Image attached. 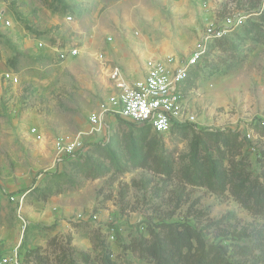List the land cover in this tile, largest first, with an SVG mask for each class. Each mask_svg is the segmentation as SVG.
<instances>
[{
  "label": "rangeland",
  "instance_id": "1",
  "mask_svg": "<svg viewBox=\"0 0 264 264\" xmlns=\"http://www.w3.org/2000/svg\"><path fill=\"white\" fill-rule=\"evenodd\" d=\"M263 7L0 0L11 21L0 24V257L264 264V218L241 203L264 187ZM221 34L229 38L219 47ZM208 47L182 85L183 121L170 133L114 115L110 67L132 82L151 65L174 70ZM103 111L107 135H87ZM179 233L191 240L179 260L152 254Z\"/></svg>",
  "mask_w": 264,
  "mask_h": 264
},
{
  "label": "built area",
  "instance_id": "2",
  "mask_svg": "<svg viewBox=\"0 0 264 264\" xmlns=\"http://www.w3.org/2000/svg\"><path fill=\"white\" fill-rule=\"evenodd\" d=\"M0 24L11 26V21L3 9H0ZM221 36L223 35L215 38ZM205 52L206 50L196 54L187 61L186 65L174 70L167 71L162 66L151 65L144 77L132 82L126 79L120 67H110L109 78L115 89L112 98L114 115L139 127L150 126L152 131L159 135L170 133L175 124L178 125L183 121L179 102L182 85L192 67ZM62 53V57L67 54ZM77 53L76 49L69 51L70 56ZM6 77L12 82H18V77L14 74L8 73ZM106 113L107 111H103L91 117L90 131L87 135L94 133L107 135L109 127ZM77 145L81 143L75 142L69 147L70 150L72 151ZM0 264L24 263L19 253L15 251L0 257Z\"/></svg>",
  "mask_w": 264,
  "mask_h": 264
},
{
  "label": "trees",
  "instance_id": "3",
  "mask_svg": "<svg viewBox=\"0 0 264 264\" xmlns=\"http://www.w3.org/2000/svg\"><path fill=\"white\" fill-rule=\"evenodd\" d=\"M244 11H246V10H244ZM247 12H249L248 9H247ZM261 13H264V7H263V11ZM247 14L250 15L252 13L249 12ZM237 29H235V31ZM235 31L231 32L229 35L233 34ZM229 35H223L221 37L214 38V41H213L214 45L219 44V47H221V44L228 40ZM209 47L207 48L205 54H208V52L210 51ZM142 128H148V129L152 130V128L150 126H147V125L142 126ZM236 140H237V138H236ZM262 177L264 179V173H263ZM241 203L244 204V206L247 210L253 211L254 214L261 215L264 218V187L260 186V184L256 185L253 188V190L250 193H248L247 199L241 200ZM169 243L171 245V248L169 250L167 248H165L163 250H159L157 248H154V249L151 248L150 250L155 257L158 256V257H160V259H167V260L174 261V260L180 259V257L183 254L184 248H190L191 247V240L189 238H187L186 234L183 235L181 233H179V235H172L169 239ZM163 251H165L167 254H166V256L161 258L162 255H160V252L163 254ZM202 264H212V263H208V261H205ZM214 264H217V263H214Z\"/></svg>",
  "mask_w": 264,
  "mask_h": 264
}]
</instances>
